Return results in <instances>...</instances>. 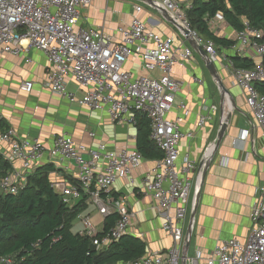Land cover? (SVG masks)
Returning <instances> with one entry per match:
<instances>
[{
  "label": "built area",
  "instance_id": "1",
  "mask_svg": "<svg viewBox=\"0 0 264 264\" xmlns=\"http://www.w3.org/2000/svg\"><path fill=\"white\" fill-rule=\"evenodd\" d=\"M150 1L154 9L166 12L180 27V34L185 39L201 47L216 68L221 66L232 78L264 137V94L255 88L256 84L264 83V63L242 69L235 68L231 61L232 57L244 56L250 50L264 59L261 32L242 18L241 29L226 48L227 54H223L212 40L203 39L191 28L187 11L191 9L192 0ZM91 4L92 0H0V58L23 57L29 50L40 52L47 60L45 88L52 95L100 115L105 112L114 123L135 124L136 115L149 122V139L162 157L154 160L148 174L140 176V192L154 201L163 219L161 229L171 237L172 245L165 257L159 253H145L136 261L122 264H264V185L254 191L246 240L218 241L207 256L200 250L192 256L187 254L183 224L194 185V172L199 165L188 156L179 163L181 141L194 137V133H184L180 126L189 115L188 108L181 104L175 117L170 118V115L180 87L172 78L173 66L190 63L193 49H174L173 37L162 36L147 28L146 22L139 18V6L132 8L129 21H122L112 35L102 30L81 28V12ZM223 20V15L216 14L206 23L210 31L215 32ZM137 58L141 59L146 71H160V77H134L125 69V64ZM68 81L84 91L83 98L77 99L66 91ZM32 87L31 82H24L20 88L31 92ZM206 111L207 114L196 121L198 129L206 125L215 108ZM248 137L249 131L240 130L233 146L241 148ZM0 146V155L8 163L20 166L0 180L1 193L18 194L20 183L48 158L64 164L63 170L73 178L65 182L51 181V188L64 205L72 208L84 200L91 202L103 219L112 214L117 216L111 230L99 237L96 235L101 231L93 228L91 218L79 216L83 227L80 234L93 238V246L98 250L107 249L113 241L127 234L133 214L125 198L114 199L112 193L117 181L135 183L134 171L146 162L138 151H106L103 145L94 150L75 142L65 133L54 136L50 147L46 148L37 139L18 138L13 128L0 133ZM212 149L213 146L209 147L207 152ZM200 181L201 172L196 177L193 205ZM0 264H17V260L15 256L2 257Z\"/></svg>",
  "mask_w": 264,
  "mask_h": 264
},
{
  "label": "crops",
  "instance_id": "2",
  "mask_svg": "<svg viewBox=\"0 0 264 264\" xmlns=\"http://www.w3.org/2000/svg\"><path fill=\"white\" fill-rule=\"evenodd\" d=\"M135 6L141 7L139 18L146 22L147 28L162 36L174 38V49H193L190 63H176L173 66L172 78L180 87L170 118L175 117L179 105H186L189 115L180 126L184 133H194V137L181 141L179 163L188 156L199 165L207 149L213 146L212 151L207 152V166L198 188L196 210L191 222L196 177L199 172L202 174V170L197 168L194 172V185L183 224L188 256H192L196 250L207 256L218 241L232 238L244 241L248 236L254 191L264 185V137L254 124L245 105L244 95L233 84L232 78L218 65L223 85L228 91L223 96L208 73L204 58L195 51V45L180 34L179 28L172 25L162 11L154 9L150 0H92V4L81 12L79 27L102 30L112 35L122 21H129ZM236 32L224 19L219 29L212 33L233 42ZM220 49L221 53L227 54L225 47ZM240 57L250 60L253 66L264 63V59L251 50ZM176 58H179L178 54ZM125 69L134 77L157 79L161 75L158 70L146 71L140 58L128 61ZM46 77L47 60L40 52L29 50L23 57L0 58V133L13 128L18 138L37 139L46 148L50 147L54 136L65 133L75 142L94 150L99 145H103L106 151L136 150V124L114 123L105 112L100 115L78 103H69L52 95L45 88ZM24 82L33 84L31 92L21 90ZM66 91L77 99L84 97V91L72 81L67 82ZM212 107L215 112L211 114L210 120L202 129H198L197 119L206 115V110L210 111ZM223 124L226 128L224 135L215 147ZM240 130L249 131V137L241 148H237L232 143ZM153 162L146 160L141 168L134 171L133 185L128 180L117 181L113 192L117 197L125 198L133 214L127 235L141 239L146 245V253H159L165 257L172 239L161 229L163 219L152 198L140 192L139 178L149 173ZM10 165L8 174H13L20 167L18 163ZM45 166H52L53 171L49 176L51 181L65 182L73 179L70 173L63 170L64 164L45 158L37 168ZM25 184L26 181L21 182V188ZM94 212L100 216L96 209ZM84 215L90 217L91 212H81L77 218ZM103 220L101 217V230ZM73 233L80 232L76 230Z\"/></svg>",
  "mask_w": 264,
  "mask_h": 264
},
{
  "label": "trees",
  "instance_id": "3",
  "mask_svg": "<svg viewBox=\"0 0 264 264\" xmlns=\"http://www.w3.org/2000/svg\"><path fill=\"white\" fill-rule=\"evenodd\" d=\"M216 14L223 15L239 31L241 19L261 32L264 41V0H192L187 18L191 28L203 39L215 45L229 47L233 42L212 33L207 21ZM235 68L250 69L248 59L234 56ZM255 88L264 94V83ZM136 151L144 160H156L162 153L149 139V122L135 116ZM11 169L0 155V180ZM52 166L40 167L26 179L16 195L0 193V258L15 256L17 264H122L138 260L146 253L145 243L129 235L113 241L105 250L93 246V238L71 231L72 222L84 208V200L72 208L64 205L51 188ZM112 198L117 196L112 193ZM117 216L104 218L103 227L96 237L107 234Z\"/></svg>",
  "mask_w": 264,
  "mask_h": 264
},
{
  "label": "water",
  "instance_id": "4",
  "mask_svg": "<svg viewBox=\"0 0 264 264\" xmlns=\"http://www.w3.org/2000/svg\"><path fill=\"white\" fill-rule=\"evenodd\" d=\"M164 13V16L165 18L172 24L174 25L175 27L179 28L180 27L166 14V12L162 11ZM195 48V51L198 52L203 58H204V61H205V67L208 71V73L210 74V76L215 80V82L217 83L218 85V88H219V91L220 93L224 96L225 94H228V91L227 89L225 88V86L223 85V82H222V78H221V75H220V72L219 70L216 68V66L207 58L206 54L204 53V51L202 50L201 47L199 46H193ZM229 117V116H228ZM225 125L223 124L221 129H220V132H219V135H218V138H217V142H216V145L215 147H217L219 145V143L221 142L222 140V137L224 135V132H225ZM207 166V162L206 161H200L199 163V166H198V169L199 171L202 170V174H201V181L203 179V176H204V170ZM197 196H196V199H195V205L193 207V211H192V214H191V217H190V221L192 222L193 221V217H194V213H195V210H196V205H197ZM188 247V243H186V248Z\"/></svg>",
  "mask_w": 264,
  "mask_h": 264
},
{
  "label": "rangeland",
  "instance_id": "5",
  "mask_svg": "<svg viewBox=\"0 0 264 264\" xmlns=\"http://www.w3.org/2000/svg\"><path fill=\"white\" fill-rule=\"evenodd\" d=\"M84 204V203H83ZM94 205L91 203V202H88L87 204L84 205V208L82 210V214L86 213V212H91V215H90V224L93 226V228L97 231V232H100L101 230V225H100V222H101V217L100 216H97V214L94 212ZM79 220L78 218H76L73 222H72V226H71V230L74 232V231H79L80 233L82 232V225L79 223Z\"/></svg>",
  "mask_w": 264,
  "mask_h": 264
}]
</instances>
